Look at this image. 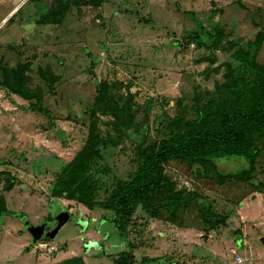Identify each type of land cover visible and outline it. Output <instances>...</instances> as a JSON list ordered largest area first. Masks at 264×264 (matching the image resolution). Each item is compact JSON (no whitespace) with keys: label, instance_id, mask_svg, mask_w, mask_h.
Masks as SVG:
<instances>
[{"label":"rangeland","instance_id":"374dc122","mask_svg":"<svg viewBox=\"0 0 264 264\" xmlns=\"http://www.w3.org/2000/svg\"><path fill=\"white\" fill-rule=\"evenodd\" d=\"M214 37L216 48L208 50ZM260 38L264 65V0H107L99 7L0 0V195L12 213L0 216V264H66L76 257L115 264L121 252H131L135 264H264V138L251 181L222 178L250 169L244 158L215 160L208 168L171 162L169 189L152 211L140 207L125 231L107 208L111 189L89 200L93 208L79 195L55 193L65 168L86 148L92 124L109 129L111 117L93 115L102 84L121 97L130 86L136 103L152 104L150 124L144 109L129 139L104 151L125 185L138 170L146 136L169 138L175 131L165 129L168 123L195 119L196 104L225 103V64L237 67L236 54ZM16 69L25 71L48 114L33 112L36 99L3 85ZM179 196L175 215L159 209ZM41 243L59 250L51 254Z\"/></svg>","mask_w":264,"mask_h":264},{"label":"trees","instance_id":"16d2710c","mask_svg":"<svg viewBox=\"0 0 264 264\" xmlns=\"http://www.w3.org/2000/svg\"><path fill=\"white\" fill-rule=\"evenodd\" d=\"M99 7L106 0H81ZM262 38L250 44L247 51L240 50L235 59L239 64H225L227 73L221 92L226 95L225 103L220 107L217 103H209L204 107L196 104L193 108L195 119L178 116L165 127L173 130V135L162 140L145 137L143 146L139 148L138 170L125 185L117 182L111 167L104 159V151L117 148L129 139V133L138 128V117L142 110L148 109L147 122L150 124L152 104L141 106L135 101L131 87H127V95L119 96L108 83L102 84L94 107V118L98 114L111 117L109 129L102 132L97 123L92 124L90 139L86 148L62 173L64 183L57 185L56 194L71 193L69 199L79 195L80 201L93 208L89 200L94 198L101 189L110 191L107 208L121 219L114 217L113 222L122 231L127 229L140 207L152 211L153 202L165 195L168 188L166 167L173 161L190 163L208 168L215 160L228 157L244 158L250 163V169L237 174H222L223 180L235 179L247 182L253 180L252 170L261 154L260 142L264 138V65L258 63L262 50ZM218 40L214 37L213 44H207L210 50L215 49ZM209 62L216 65V59ZM221 70V68H220ZM212 71V68L209 69ZM13 93L25 100L36 99L30 110L48 114L43 100L36 90L29 86V78L24 70L16 69L6 74L3 84ZM106 174L108 183L102 180ZM70 180L67 182L66 180ZM13 186V184H12ZM81 194L85 195L82 197ZM182 204V196L166 199L167 210L175 215ZM154 214H157L154 212ZM12 215L8 211L5 198L0 195V216ZM213 217L212 212H207ZM107 220V219H106ZM100 232V229H97ZM136 258L131 252H121L115 264H135ZM66 264H85L82 257L68 260Z\"/></svg>","mask_w":264,"mask_h":264},{"label":"built area","instance_id":"2783aa9c","mask_svg":"<svg viewBox=\"0 0 264 264\" xmlns=\"http://www.w3.org/2000/svg\"><path fill=\"white\" fill-rule=\"evenodd\" d=\"M40 249L42 250H47L49 253L53 254L55 252H58L59 250V247L58 246H52V245H49L47 243H43L40 245Z\"/></svg>","mask_w":264,"mask_h":264},{"label":"water","instance_id":"95a60500","mask_svg":"<svg viewBox=\"0 0 264 264\" xmlns=\"http://www.w3.org/2000/svg\"><path fill=\"white\" fill-rule=\"evenodd\" d=\"M62 228V226L60 227V229ZM36 233V235H34L35 237V239H40V238H43L41 235H39L40 233H37V232H35ZM58 234V232H57V230H55L52 234H51V237H55L56 235ZM39 235V236H38ZM92 246H96L95 244H93Z\"/></svg>","mask_w":264,"mask_h":264},{"label":"crops","instance_id":"0c3cea01","mask_svg":"<svg viewBox=\"0 0 264 264\" xmlns=\"http://www.w3.org/2000/svg\"><path fill=\"white\" fill-rule=\"evenodd\" d=\"M106 1H107V0H106ZM97 235H98V236H99V235L101 236L102 234L99 233V232L97 231ZM65 242H66V241H65ZM65 242H62V243H65ZM68 242H69V241H68ZM41 244H43V243H41ZM41 244H40V245H41ZM69 244H70V243H69ZM40 245H39V248H40ZM69 249L72 250V249H73V246L71 245V246L69 247ZM41 250H42V249H41ZM28 252H31L30 248L28 249ZM84 259H85V258H84ZM38 264H39V263H38Z\"/></svg>","mask_w":264,"mask_h":264}]
</instances>
